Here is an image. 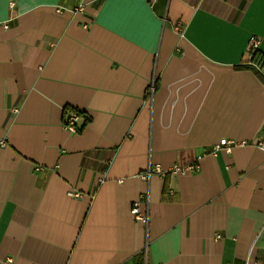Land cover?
<instances>
[{
  "label": "crops",
  "instance_id": "1",
  "mask_svg": "<svg viewBox=\"0 0 264 264\" xmlns=\"http://www.w3.org/2000/svg\"><path fill=\"white\" fill-rule=\"evenodd\" d=\"M253 37L264 0H0V264H264Z\"/></svg>",
  "mask_w": 264,
  "mask_h": 264
},
{
  "label": "built area",
  "instance_id": "2",
  "mask_svg": "<svg viewBox=\"0 0 264 264\" xmlns=\"http://www.w3.org/2000/svg\"><path fill=\"white\" fill-rule=\"evenodd\" d=\"M10 7H12V4L10 5ZM79 12L83 11V8H78ZM4 29L7 28L6 24L3 27ZM258 46H259V40H257V38L253 37L250 39L249 41V45H248V52L249 54L257 52L258 51ZM154 79L151 83V87L149 88V94H153L154 90H155V86H154ZM79 120V116L76 113H73L70 117H68L65 120V124H64V128L67 132L71 133V134H76L77 133V129H76V125H77V121ZM242 145V144H241ZM239 143L238 142H234V141H228L225 139H222L219 141V143L215 146H213L212 150H211V155L215 156L218 152H224V153H229L234 147H238ZM258 147L264 152V143H259ZM196 166H189L186 168L183 167H179V166H173L171 168H169L168 170L164 171L160 168L159 165H154L150 168H148L146 170V172L141 176V178L143 180H148L153 174L156 175H163L164 173H171L174 175H182L188 172H193L195 171ZM69 196L71 198H79L80 195L78 193H69ZM139 207H140V203L136 202L133 204V207L130 211L131 215L134 217L135 221L137 222H143L144 218L142 215H140L139 212ZM217 239H219V237H217ZM257 264V263H254Z\"/></svg>",
  "mask_w": 264,
  "mask_h": 264
},
{
  "label": "trees",
  "instance_id": "3",
  "mask_svg": "<svg viewBox=\"0 0 264 264\" xmlns=\"http://www.w3.org/2000/svg\"><path fill=\"white\" fill-rule=\"evenodd\" d=\"M252 62L257 65L260 69L264 63V57H262L259 53H254L252 55ZM144 254H139L134 258L135 264H143Z\"/></svg>",
  "mask_w": 264,
  "mask_h": 264
}]
</instances>
